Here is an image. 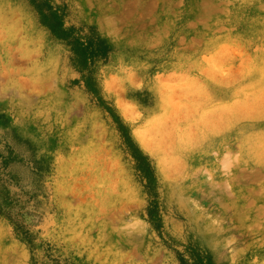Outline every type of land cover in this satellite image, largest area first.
I'll return each instance as SVG.
<instances>
[{"label":"rangeland","instance_id":"374dc122","mask_svg":"<svg viewBox=\"0 0 264 264\" xmlns=\"http://www.w3.org/2000/svg\"><path fill=\"white\" fill-rule=\"evenodd\" d=\"M0 264H264V0H0Z\"/></svg>","mask_w":264,"mask_h":264},{"label":"trees","instance_id":"16d2710c","mask_svg":"<svg viewBox=\"0 0 264 264\" xmlns=\"http://www.w3.org/2000/svg\"><path fill=\"white\" fill-rule=\"evenodd\" d=\"M51 28H52V32H53V33H55V34L58 35V36H61V37H65V38H66V36H63V35H62L63 33H60L59 31H57V29L55 28V26H52ZM72 45L75 46V44H74L73 42H72Z\"/></svg>","mask_w":264,"mask_h":264}]
</instances>
